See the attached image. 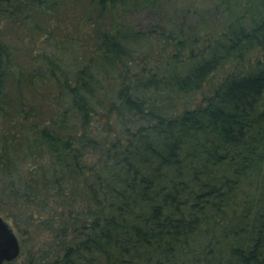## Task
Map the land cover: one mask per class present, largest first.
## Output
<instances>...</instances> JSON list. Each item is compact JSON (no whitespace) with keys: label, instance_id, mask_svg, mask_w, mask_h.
Masks as SVG:
<instances>
[{"label":"trees","instance_id":"obj_1","mask_svg":"<svg viewBox=\"0 0 264 264\" xmlns=\"http://www.w3.org/2000/svg\"><path fill=\"white\" fill-rule=\"evenodd\" d=\"M81 1L15 69L3 28L39 35L59 0H0V215L26 264H264V0L196 31Z\"/></svg>","mask_w":264,"mask_h":264},{"label":"rangeland","instance_id":"obj_2","mask_svg":"<svg viewBox=\"0 0 264 264\" xmlns=\"http://www.w3.org/2000/svg\"><path fill=\"white\" fill-rule=\"evenodd\" d=\"M58 5V12L51 14L53 15V20L51 22L48 20L43 22L45 28L42 29L43 33L39 35L33 32L30 33L25 29L23 32L24 36L22 37L21 28H13L12 26L3 28L5 40L14 45L13 49L16 51V53H14L15 69H24L28 66V56L32 51L38 49L39 42L44 38L43 36L46 32L52 30V33L56 37L61 36L63 32L66 31V28L72 30L73 27L79 26L78 21L86 8L84 1L59 0ZM114 11H117L118 18L126 25L144 30L159 28L160 26L169 27V25H174L183 29L189 28L192 31H196V29L201 28L202 25H204L205 28L215 29L220 26L227 15L224 6L221 5L218 0H140L136 7L126 12H120L121 9L119 7H115ZM57 24L60 26L59 28L48 27L49 25L55 27ZM30 38H36L35 42L37 41L38 44L34 45L30 43ZM38 40L40 41L38 42ZM154 48V53L152 54L153 59L158 60L166 57L163 53L161 55L158 54L159 49L156 45ZM257 56H260L258 51L251 52L246 56L245 65L254 61ZM198 101L199 99L197 102ZM40 108L45 114L50 111L44 104L41 105ZM14 232L18 240H20L15 230ZM26 255L27 251L22 252L20 250L19 256L12 261V264H26Z\"/></svg>","mask_w":264,"mask_h":264},{"label":"water","instance_id":"obj_3","mask_svg":"<svg viewBox=\"0 0 264 264\" xmlns=\"http://www.w3.org/2000/svg\"><path fill=\"white\" fill-rule=\"evenodd\" d=\"M20 250V243L12 226L0 215V264L15 260Z\"/></svg>","mask_w":264,"mask_h":264}]
</instances>
